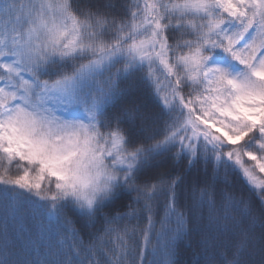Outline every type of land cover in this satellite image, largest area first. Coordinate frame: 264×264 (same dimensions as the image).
<instances>
[{
	"label": "snow or ice",
	"instance_id": "1",
	"mask_svg": "<svg viewBox=\"0 0 264 264\" xmlns=\"http://www.w3.org/2000/svg\"><path fill=\"white\" fill-rule=\"evenodd\" d=\"M0 24V264H264V0Z\"/></svg>",
	"mask_w": 264,
	"mask_h": 264
},
{
	"label": "trees",
	"instance_id": "2",
	"mask_svg": "<svg viewBox=\"0 0 264 264\" xmlns=\"http://www.w3.org/2000/svg\"><path fill=\"white\" fill-rule=\"evenodd\" d=\"M22 3H27V0H21ZM3 27V24H0V28ZM261 177L264 178V174H261ZM181 250L183 251V244H181Z\"/></svg>",
	"mask_w": 264,
	"mask_h": 264
}]
</instances>
